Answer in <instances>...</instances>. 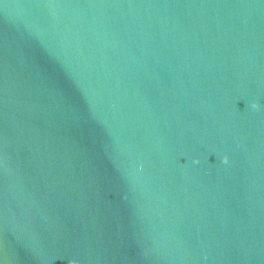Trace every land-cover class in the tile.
<instances>
[{"label": "water", "instance_id": "95a60500", "mask_svg": "<svg viewBox=\"0 0 264 264\" xmlns=\"http://www.w3.org/2000/svg\"><path fill=\"white\" fill-rule=\"evenodd\" d=\"M0 264H264V0H0Z\"/></svg>", "mask_w": 264, "mask_h": 264}]
</instances>
